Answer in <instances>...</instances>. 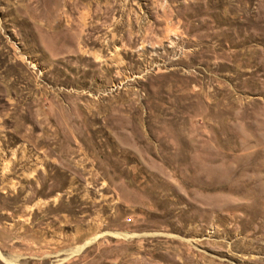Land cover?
<instances>
[{"label":"rangeland","instance_id":"obj_1","mask_svg":"<svg viewBox=\"0 0 264 264\" xmlns=\"http://www.w3.org/2000/svg\"><path fill=\"white\" fill-rule=\"evenodd\" d=\"M0 264H264V0H0Z\"/></svg>","mask_w":264,"mask_h":264}]
</instances>
